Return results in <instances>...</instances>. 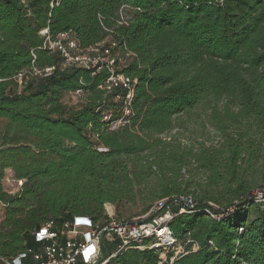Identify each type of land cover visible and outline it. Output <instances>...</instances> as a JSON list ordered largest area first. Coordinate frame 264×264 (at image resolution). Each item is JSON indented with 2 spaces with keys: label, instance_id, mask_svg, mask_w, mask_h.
<instances>
[{
  "label": "trees",
  "instance_id": "obj_1",
  "mask_svg": "<svg viewBox=\"0 0 264 264\" xmlns=\"http://www.w3.org/2000/svg\"><path fill=\"white\" fill-rule=\"evenodd\" d=\"M52 2L0 0V255L33 247L49 219L101 223L104 204L141 197L143 213L166 200L184 253L129 248L111 264H264V200L252 195L264 198V0ZM43 29L116 44L134 87L126 123L111 128L124 93L99 87L108 70L64 66ZM77 90L81 106L68 107ZM184 195L194 206L180 213Z\"/></svg>",
  "mask_w": 264,
  "mask_h": 264
},
{
  "label": "built area",
  "instance_id": "obj_2",
  "mask_svg": "<svg viewBox=\"0 0 264 264\" xmlns=\"http://www.w3.org/2000/svg\"><path fill=\"white\" fill-rule=\"evenodd\" d=\"M53 2L56 3V0ZM39 33L44 37L43 46L59 52L64 59V66L91 69L93 72L108 70V77L99 87L108 92L119 89L124 93L122 116L112 123L111 128L115 129L126 123V118L131 114L134 87L119 71L125 59L116 49V44L108 41L83 48L70 32L59 33L55 38L48 35L47 29L40 30ZM129 56L130 53H125V57ZM32 71L34 74H40L36 69ZM32 71L23 70L17 73L14 79L21 86L22 81L33 73ZM49 71V68L45 69V72ZM79 92L80 90L75 91ZM21 182L17 180L19 185ZM257 193L260 197L255 198L264 200L261 192ZM176 201L181 203L180 213L194 206L190 195L180 196ZM165 206L166 200H158L142 215L117 217L114 210L105 204V220L101 223L83 215L73 216L62 221L60 225L49 219L34 230L33 247H28L15 256L0 255V264H111L112 258L129 248L154 249L159 251L161 258L172 252L170 256L172 261L184 251L167 226L171 213ZM208 215L211 218L215 217L209 211ZM148 219L151 221L148 222ZM108 248H111V251L106 253Z\"/></svg>",
  "mask_w": 264,
  "mask_h": 264
},
{
  "label": "rangeland",
  "instance_id": "obj_3",
  "mask_svg": "<svg viewBox=\"0 0 264 264\" xmlns=\"http://www.w3.org/2000/svg\"><path fill=\"white\" fill-rule=\"evenodd\" d=\"M82 93H67L63 97V102L67 104L68 107H75L78 108L82 104V98H81ZM83 96V95H82ZM197 132H200L199 129ZM211 130V129H209ZM185 136L190 138L189 133H185ZM210 136L213 137L215 136V132L213 130L210 131ZM3 185V190L6 191L9 195H15L19 191L20 185L17 183V179L13 177V172L10 169H7L5 171V175L2 181ZM261 186H256L255 188H259ZM252 195L255 196L256 198H259L260 195L257 192H252ZM105 205V204H104ZM103 205V211L105 212V207ZM106 206H109L111 209L114 210V212L120 211V213L123 216H138L144 214L142 212V203H141V197L138 198L134 202H123L121 203L120 206L111 204V203H106ZM5 213H6V207L5 205L0 201V234L3 232V229L1 227V223L3 222L5 218ZM107 252H110V249L107 250ZM163 256V255H162Z\"/></svg>",
  "mask_w": 264,
  "mask_h": 264
},
{
  "label": "water",
  "instance_id": "obj_4",
  "mask_svg": "<svg viewBox=\"0 0 264 264\" xmlns=\"http://www.w3.org/2000/svg\"><path fill=\"white\" fill-rule=\"evenodd\" d=\"M147 221H148V222H150V221H151V219H148Z\"/></svg>",
  "mask_w": 264,
  "mask_h": 264
}]
</instances>
